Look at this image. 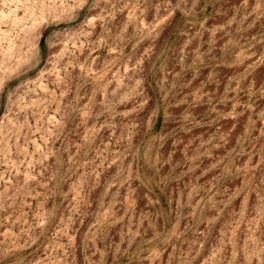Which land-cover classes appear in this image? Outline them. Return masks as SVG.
Masks as SVG:
<instances>
[{
  "label": "rangeland",
  "instance_id": "obj_1",
  "mask_svg": "<svg viewBox=\"0 0 264 264\" xmlns=\"http://www.w3.org/2000/svg\"><path fill=\"white\" fill-rule=\"evenodd\" d=\"M0 264H264V0H0Z\"/></svg>",
  "mask_w": 264,
  "mask_h": 264
}]
</instances>
